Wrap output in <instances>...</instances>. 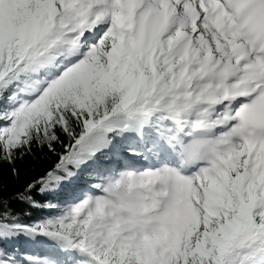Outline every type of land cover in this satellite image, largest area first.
<instances>
[{
    "label": "snow or ice",
    "instance_id": "obj_1",
    "mask_svg": "<svg viewBox=\"0 0 264 264\" xmlns=\"http://www.w3.org/2000/svg\"><path fill=\"white\" fill-rule=\"evenodd\" d=\"M0 264H264V0H0Z\"/></svg>",
    "mask_w": 264,
    "mask_h": 264
},
{
    "label": "trees",
    "instance_id": "obj_2",
    "mask_svg": "<svg viewBox=\"0 0 264 264\" xmlns=\"http://www.w3.org/2000/svg\"><path fill=\"white\" fill-rule=\"evenodd\" d=\"M42 213H35L34 215H41Z\"/></svg>",
    "mask_w": 264,
    "mask_h": 264
}]
</instances>
